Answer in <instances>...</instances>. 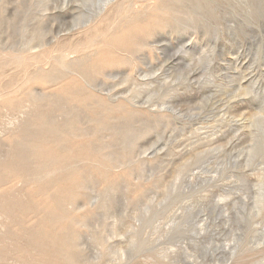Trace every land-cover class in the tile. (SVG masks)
Returning <instances> with one entry per match:
<instances>
[{
    "label": "rangeland",
    "instance_id": "obj_1",
    "mask_svg": "<svg viewBox=\"0 0 264 264\" xmlns=\"http://www.w3.org/2000/svg\"><path fill=\"white\" fill-rule=\"evenodd\" d=\"M64 1L0 0V264H264V0Z\"/></svg>",
    "mask_w": 264,
    "mask_h": 264
},
{
    "label": "bare ground",
    "instance_id": "obj_2",
    "mask_svg": "<svg viewBox=\"0 0 264 264\" xmlns=\"http://www.w3.org/2000/svg\"><path fill=\"white\" fill-rule=\"evenodd\" d=\"M65 1H67V0H65ZM63 2V6L65 5L66 7H67V11H63V7L61 8V10H60V12L58 11V14H56V15H54V16H56L58 19H63V20H65L66 21V17H67V15H71L72 14V19H71V21H68V23H67V27L65 28V30H63V31H67L68 33L69 32H72V31H74V30H77V29H79V28H82V27H86V26H88L89 24H91L94 20H96L97 18H99L100 16H102V14H104V11L106 10V8L110 5V4H112L113 2H115L116 0H95L96 2L95 3H93V5H89L88 3L90 2L89 0H82V5H84V6H86L87 8L85 9V12H82V13H79V14H77L76 15V7H75V5L74 6H72L71 8H70V10H68V6H69V3L68 2ZM77 1V0H76ZM89 1V2H88ZM71 2H72V0H71ZM77 3H79L78 1H77ZM92 4V3H91ZM71 6V5H70ZM66 10V9H65ZM79 10V9H78ZM84 11V10H83ZM54 14V13H53ZM50 15H52L51 13H50ZM139 16V15H138ZM53 17V16H52ZM61 17V18H60ZM136 17V16H135ZM130 18V17H129ZM49 19H51V18H49ZM48 20V19H47ZM46 20V21H47ZM43 22V21H42ZM64 23V22H63ZM66 23V22H65ZM61 24V23H60ZM63 26V25H62ZM52 30V29H51ZM62 30V29H61ZM60 33V31L58 30L57 31V34L56 35H58ZM47 36V35H46ZM54 37V36H53ZM51 38V37H50ZM43 39V38H42ZM49 40V39H48ZM32 42V41H31ZM50 42H51V40H50ZM46 43H47V41H46ZM38 44V43H37ZM42 45V44H41ZM41 47V46H40ZM68 48H70V47H68ZM67 48V49H68ZM4 49V48H3ZM5 49H7V48H5ZM12 49H13V47H12ZM11 50V49H10ZM19 50V49H18ZM13 51V50H12ZM21 51V50H20ZM48 51V50H47ZM66 51V50H65ZM23 52V51H22ZM70 53H76V52H80V50H79V47L76 45L75 47H71V49H70V51H69ZM65 53V52H64ZM30 54V53H29ZM40 54H43V52H38V53H32L31 54V56L33 57V59L34 58H38L39 56H40ZM60 54V53H59ZM31 57V58H32ZM72 62H74V60L72 61ZM80 62V61H79ZM79 62H77V63H79ZM67 63V62H66ZM70 63L71 62H69V63H67L66 65H68V66H70ZM84 64V63H83ZM78 68L80 69V70H82V73L85 75V77H86V75L88 74V71H89V69L87 70L83 65H82V63L80 62V64H78ZM52 76H54V75H52ZM56 77L54 76L51 80H54ZM96 78V77H95ZM86 80H87V83L88 84H91V85H93L94 83H96V79H93V77H86L85 78ZM96 85V84H95ZM34 92V91H33ZM35 94H33V96L35 97V95L37 94V92H34ZM74 93H77V92H74ZM79 95V94H78ZM81 95V94H80ZM37 96V95H36ZM36 98V97H35ZM29 99H30V97H29ZM33 99V98H32ZM37 99V98H36ZM30 101H32V100H30ZM34 102V101H33ZM68 259H70V258H68Z\"/></svg>",
    "mask_w": 264,
    "mask_h": 264
}]
</instances>
